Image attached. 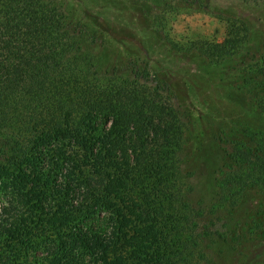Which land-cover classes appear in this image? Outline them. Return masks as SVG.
Returning <instances> with one entry per match:
<instances>
[{"label":"trees","instance_id":"trees-1","mask_svg":"<svg viewBox=\"0 0 264 264\" xmlns=\"http://www.w3.org/2000/svg\"><path fill=\"white\" fill-rule=\"evenodd\" d=\"M83 28L60 1L0 0V264H248L231 240L264 231L240 217L264 148L226 152L196 197L177 107Z\"/></svg>","mask_w":264,"mask_h":264},{"label":"rangeland","instance_id":"rangeland-1","mask_svg":"<svg viewBox=\"0 0 264 264\" xmlns=\"http://www.w3.org/2000/svg\"><path fill=\"white\" fill-rule=\"evenodd\" d=\"M57 1L98 38L90 47L99 65L130 70L133 77L145 72V80L163 89L164 101L177 107L186 125L183 161L196 197L215 198L226 152L241 145L264 148V113L255 104L264 95L255 86L264 83V0ZM226 40L239 49L223 57L216 46L226 48ZM251 174L259 184L261 174ZM255 190L248 188L251 197L240 215L251 228L260 227L256 219L264 216V186ZM231 242L245 245L239 253L248 264H264V231Z\"/></svg>","mask_w":264,"mask_h":264}]
</instances>
